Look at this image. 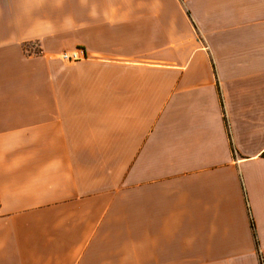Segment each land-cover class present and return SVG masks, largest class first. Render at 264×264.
I'll use <instances>...</instances> for the list:
<instances>
[{"label":"crops","instance_id":"crops-1","mask_svg":"<svg viewBox=\"0 0 264 264\" xmlns=\"http://www.w3.org/2000/svg\"><path fill=\"white\" fill-rule=\"evenodd\" d=\"M0 264H264V0H0Z\"/></svg>","mask_w":264,"mask_h":264},{"label":"rangeland","instance_id":"rangeland-1","mask_svg":"<svg viewBox=\"0 0 264 264\" xmlns=\"http://www.w3.org/2000/svg\"><path fill=\"white\" fill-rule=\"evenodd\" d=\"M34 51H36V49H34ZM74 55V57H72ZM63 56V55H62ZM70 57V58H69ZM75 54L72 53L71 55H68V58L66 59L68 62L71 61V60H74L75 59Z\"/></svg>","mask_w":264,"mask_h":264},{"label":"built area","instance_id":"built-area-1","mask_svg":"<svg viewBox=\"0 0 264 264\" xmlns=\"http://www.w3.org/2000/svg\"><path fill=\"white\" fill-rule=\"evenodd\" d=\"M72 57H74V55L72 56ZM68 58V56H66V55H63V59H67ZM70 58V57H69Z\"/></svg>","mask_w":264,"mask_h":264}]
</instances>
